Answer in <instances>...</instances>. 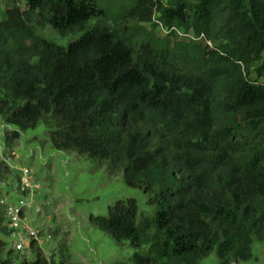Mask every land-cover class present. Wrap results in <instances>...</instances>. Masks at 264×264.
I'll return each mask as SVG.
<instances>
[{
    "label": "trees",
    "instance_id": "obj_1",
    "mask_svg": "<svg viewBox=\"0 0 264 264\" xmlns=\"http://www.w3.org/2000/svg\"><path fill=\"white\" fill-rule=\"evenodd\" d=\"M11 4L0 115L18 131L5 145L43 124L52 149L121 168L154 214L129 198L89 221L129 243L130 264L249 261L264 241V0ZM46 26L79 37L59 46L36 34ZM34 253L20 264H55ZM0 264H14L2 241Z\"/></svg>",
    "mask_w": 264,
    "mask_h": 264
},
{
    "label": "rangeland",
    "instance_id": "obj_2",
    "mask_svg": "<svg viewBox=\"0 0 264 264\" xmlns=\"http://www.w3.org/2000/svg\"><path fill=\"white\" fill-rule=\"evenodd\" d=\"M11 1L0 0V16L4 9L11 7ZM108 3L109 0H105V5ZM116 5L115 1L112 10H115ZM35 32L59 46H66L79 37V34L62 35L49 26L37 27ZM7 130L18 131L15 127L5 126L0 115V170L3 171L0 174V198L17 203L21 195L15 193L14 183L9 184V181L16 179L14 174L19 175L20 172L12 168H27L31 171L32 179L39 187L35 193V204L40 208V213L34 216H38L37 225L42 227V246L52 252L53 262L130 264L135 250L129 243L115 241L92 227L89 221L91 217L106 216L108 206L129 198L137 201L140 211L154 214V206L145 204L146 197L142 191L126 185L122 169L111 171L108 162L93 161L73 151L52 149L47 141L48 130L43 124L21 132L20 138L12 142L10 147L4 143V132ZM4 147L7 150L5 154ZM2 181L6 183L2 184ZM44 203L47 206L42 208ZM0 220H3L1 209ZM0 239L5 240L8 251L12 239L1 233ZM27 259L31 261L33 256ZM14 260L15 264H20L22 259ZM200 264L220 262L213 252ZM232 264H264V241L252 244V258L249 261Z\"/></svg>",
    "mask_w": 264,
    "mask_h": 264
},
{
    "label": "built area",
    "instance_id": "obj_3",
    "mask_svg": "<svg viewBox=\"0 0 264 264\" xmlns=\"http://www.w3.org/2000/svg\"><path fill=\"white\" fill-rule=\"evenodd\" d=\"M12 169L18 170L20 174H14L16 179H11L9 184L14 183V191L16 194L21 195V198L17 203H10L7 202L6 198H0V209L3 215V220H0V233L5 235L6 238L12 239L10 249L7 251L5 240L0 239V241L5 243V251L9 253V258L13 262L16 258H21V261H28V256H33L34 259V250H39L42 258L49 262L52 259V252L43 248L42 227L37 225L38 216H34V214L38 215L40 213V208L35 204V193L39 187L33 181L29 169L19 167H13ZM16 181L18 182L17 185H15ZM1 183L6 182L2 181ZM46 206L47 203H44L41 207L45 208Z\"/></svg>",
    "mask_w": 264,
    "mask_h": 264
}]
</instances>
